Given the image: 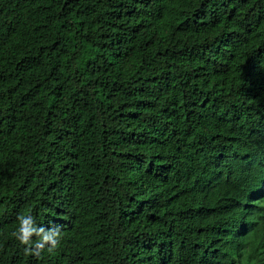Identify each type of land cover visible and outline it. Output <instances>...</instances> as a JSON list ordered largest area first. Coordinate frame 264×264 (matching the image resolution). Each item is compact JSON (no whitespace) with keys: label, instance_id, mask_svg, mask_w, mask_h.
Masks as SVG:
<instances>
[{"label":"trees","instance_id":"16d2710c","mask_svg":"<svg viewBox=\"0 0 264 264\" xmlns=\"http://www.w3.org/2000/svg\"><path fill=\"white\" fill-rule=\"evenodd\" d=\"M0 264H264V0H0Z\"/></svg>","mask_w":264,"mask_h":264},{"label":"bare ground","instance_id":"6f19581e","mask_svg":"<svg viewBox=\"0 0 264 264\" xmlns=\"http://www.w3.org/2000/svg\"><path fill=\"white\" fill-rule=\"evenodd\" d=\"M48 2V1H47ZM49 5V4H48Z\"/></svg>","mask_w":264,"mask_h":264}]
</instances>
